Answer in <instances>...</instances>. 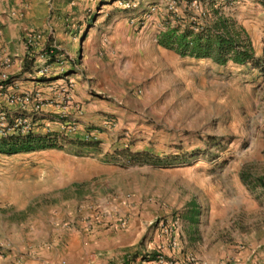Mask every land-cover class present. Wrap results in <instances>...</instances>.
Returning a JSON list of instances; mask_svg holds the SVG:
<instances>
[{
	"label": "rangeland",
	"instance_id": "1",
	"mask_svg": "<svg viewBox=\"0 0 264 264\" xmlns=\"http://www.w3.org/2000/svg\"><path fill=\"white\" fill-rule=\"evenodd\" d=\"M69 2L62 46L42 33L41 49L23 70L34 72L47 52L50 66L64 73L84 48L82 39L93 15L103 26L125 16L134 30V37L113 36V53L118 56L106 59V72L126 77L127 86L117 99L109 98L114 103L111 106L116 104L114 114L104 115L114 119V126L105 128L116 129V140L110 146L114 149H109L117 159L106 186L108 192L118 189L133 203L156 207L157 215L146 223L142 241L126 247L113 264H153L141 258L155 245H148L152 222L171 216H178L182 223V252L206 257L210 264H234L238 256L249 255L258 257L257 264H264V75L259 67L264 65V0H206V5L196 0L190 14L184 11L186 0H181L174 8L185 21L171 17L173 25L180 23L184 28L192 19L212 23L213 9H218L248 36L255 61L245 64L180 56L157 44L154 37L166 28L170 0H138L134 10L123 9L115 0ZM49 46L58 51L54 57L61 63L51 60ZM52 92L48 97L39 92L41 113L66 114L79 123L85 112L83 104L71 93V106L65 107L59 91ZM46 123L57 127L46 121L34 125L42 128ZM86 127L100 133L105 129L104 124L103 129ZM66 147L55 148L67 149L77 157L88 156V145L69 143ZM123 148L146 151L153 160L130 163L114 154ZM46 152L0 154V173L10 177L14 198L51 185L58 163ZM93 180L83 179L72 192L78 201L72 203V209L78 215L84 210L85 192ZM49 199L22 209L0 207V225L8 223L0 244V264H25L26 258L20 256L28 252H23L26 235L40 234L52 217L61 219L67 214L64 204ZM135 253L138 257L133 260Z\"/></svg>",
	"mask_w": 264,
	"mask_h": 264
},
{
	"label": "crops",
	"instance_id": "2",
	"mask_svg": "<svg viewBox=\"0 0 264 264\" xmlns=\"http://www.w3.org/2000/svg\"><path fill=\"white\" fill-rule=\"evenodd\" d=\"M69 3V0H0V74L6 73L9 77L5 82L0 81L3 84L0 88V102L6 105L7 94L31 89L48 97L53 94L50 86H59L66 79L73 83L74 99L84 107V115L78 119L79 126L101 127L105 114H114L113 107H116V104L111 106L113 102L109 98L117 99L127 87L126 77H112L105 70L106 59L118 56V52L113 53V36L125 34L134 37L133 27L127 25L125 16L117 17L112 22L109 20L103 26L93 15L82 39L85 46L80 48L75 60L64 73H60L54 66L48 76L37 78L34 72L22 69L25 59L35 60L42 44L37 43L28 53L23 45L26 35L46 33L48 40L52 39L58 46H62L64 21L69 19V16H64ZM154 38L157 42V36ZM36 116V124L51 122V115L39 113ZM40 128H37L38 133L42 131ZM115 134L116 129H103L99 134V144L85 149L88 150L87 157L73 156L68 154L67 149L51 146L19 152L28 154L47 151L49 157L58 163L51 185L42 187L36 193L26 194L25 197L14 198L10 177L0 173V207L16 205L17 209H22L46 197L50 198L49 202H60L66 206L67 214L63 218L52 217L40 234L26 235L23 252H28L20 256L26 258L25 264H59L61 261L66 264H113L119 256L122 257L126 247L142 241L145 225L157 215V208L152 209L140 201L133 203L121 196L118 189L108 192V177L115 171L113 165L117 163V159L111 155L114 147H110L116 140ZM83 179L94 180L88 183V191L85 192L88 193V200L84 201V210L78 215L72 209V203L77 201L72 192ZM38 195L40 198L34 200ZM120 217L125 219V227L117 223ZM6 225L8 223L0 225V244L4 242ZM148 238L149 246L158 240L155 225L148 233ZM175 257L181 259L179 253ZM199 258L209 262L206 257ZM257 260L256 255L238 256L234 264H257Z\"/></svg>",
	"mask_w": 264,
	"mask_h": 264
},
{
	"label": "built area",
	"instance_id": "3",
	"mask_svg": "<svg viewBox=\"0 0 264 264\" xmlns=\"http://www.w3.org/2000/svg\"><path fill=\"white\" fill-rule=\"evenodd\" d=\"M117 4L123 9L134 10L138 6V0H115ZM196 0H190L191 4ZM177 4L176 0H170V10L175 9ZM42 33L34 32L26 35L23 38V45L25 50L30 53L34 46L42 40ZM52 53V50H49ZM54 56L56 54L54 53ZM43 63L37 67L34 71L37 78H45L51 72V66L48 60L47 52L41 55ZM54 61L59 62V59ZM63 71V69H61ZM9 79L6 73L0 74V81L5 82ZM0 83V88H2ZM54 92L59 91L61 100L67 105L71 106V93L73 90V83L70 80H64V83L57 86H50ZM39 91L35 93L29 91L12 92L8 96L7 106L16 107L20 110H24L30 113L39 114L42 110V103L39 98ZM46 100V99H45ZM76 110H79V106L76 105ZM79 112V111H78ZM81 112V110H80ZM76 118H73L66 114H60L58 116H51V122L57 124V127H53L49 123L44 124L42 131L37 132L35 123H31V118L22 119L20 116H15L11 123L7 119L5 111L0 105V137L14 133L16 128L20 127L22 134L38 133L43 137V143L48 146L63 147L70 143V141H77L83 143H97L99 141L100 130L89 129L88 127L81 128L77 123ZM114 126V119L111 117H104V127L112 128ZM118 222L121 226L125 225V219L119 218ZM158 231V240L155 245L146 254L147 263L155 264H207L200 260L196 256L188 252H182L181 236H182V223L178 216H171L169 218H159L152 222ZM179 253L181 259H177L175 254ZM143 260V263H145ZM65 264L64 261L61 262Z\"/></svg>",
	"mask_w": 264,
	"mask_h": 264
},
{
	"label": "trees",
	"instance_id": "4",
	"mask_svg": "<svg viewBox=\"0 0 264 264\" xmlns=\"http://www.w3.org/2000/svg\"><path fill=\"white\" fill-rule=\"evenodd\" d=\"M205 1L203 0L206 5ZM176 2L181 5V0H176ZM190 9L191 2L186 0L184 11L190 14ZM213 14H215V18L212 23H207L206 21L201 24L199 20L192 19L184 28H180V23H176V25L171 23V17L179 22L185 20L181 15H178L175 9L170 10L166 14V28L157 35V43L164 48L175 51L180 56L211 58L218 64H225L228 60L237 64L255 61L254 50L248 36L241 29H237L229 18L221 15L218 9H213ZM194 28H197V31ZM47 49L52 50L50 56L51 60H54V53L58 51L50 46ZM27 60L30 61L32 59H25V66L28 65ZM259 67L264 75V65L259 64ZM10 107L2 105L9 123L12 122L15 116H20L22 119L30 117L31 123L36 122L37 116L35 113L32 114L16 107ZM43 137L38 133L22 134L20 127L16 128L14 133L0 137V153L15 154L45 148L48 145L42 142ZM70 144L92 146L97 143L70 141ZM114 154L115 156L125 157L130 163L151 162L153 160L150 153L146 151L133 152L128 148L118 149ZM137 257L138 253H135L132 259L135 260ZM141 258L147 257L146 255H141Z\"/></svg>",
	"mask_w": 264,
	"mask_h": 264
}]
</instances>
